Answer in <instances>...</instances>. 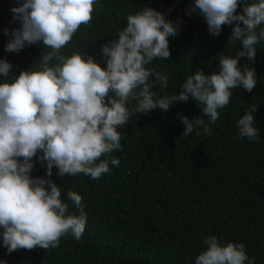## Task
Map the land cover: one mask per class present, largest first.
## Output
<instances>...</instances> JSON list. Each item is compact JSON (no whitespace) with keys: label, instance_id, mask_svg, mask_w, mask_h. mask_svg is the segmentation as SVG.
<instances>
[{"label":"trees","instance_id":"obj_1","mask_svg":"<svg viewBox=\"0 0 264 264\" xmlns=\"http://www.w3.org/2000/svg\"><path fill=\"white\" fill-rule=\"evenodd\" d=\"M23 0H0V59L12 64L10 74L35 70L40 54L50 49L40 44L18 52L5 50L10 33L20 27L13 19L12 8ZM194 0H97L92 20L81 25L72 40L61 50L70 56L74 51L90 54L106 67L102 46L118 39L131 13L151 7L165 13L166 19L180 22L178 34L169 37L170 57L156 58L146 67L168 75L167 87L154 76L149 78L156 97L178 94L186 79L199 69L205 74L219 71L221 55L234 56L241 45L232 43L235 26L224 25L219 36L209 33L203 15L189 13ZM243 4L237 12H242ZM257 82L251 92L232 89L229 104L219 110V119L210 124L211 134L202 127L182 135L185 125L177 114L193 121L202 108L191 97L176 102L168 111L153 109L133 114L128 125L118 128L121 149L111 157L119 166L110 165V173L99 179L79 174L56 175L52 179L62 189L68 214L79 210L67 199V192L82 196L87 214L80 240L71 234L60 238L59 247L47 250L18 249L8 253L0 238V261L6 264H195L207 245L209 236L221 243H243L254 264H264V41L256 45ZM247 57L240 59L241 67ZM31 66V67H30ZM136 100H130L131 110ZM253 104L258 139L239 135L236 122ZM207 120V117H203ZM39 155V154H38ZM105 157H101L104 159ZM110 158V157H109ZM32 176H45L46 168L33 158ZM0 229V234H2ZM247 264V262H245Z\"/></svg>","mask_w":264,"mask_h":264},{"label":"clouds","instance_id":"obj_2","mask_svg":"<svg viewBox=\"0 0 264 264\" xmlns=\"http://www.w3.org/2000/svg\"><path fill=\"white\" fill-rule=\"evenodd\" d=\"M96 3L23 0L11 9L20 27L10 33L5 29L10 36L5 50L18 52L41 42L50 50L40 54L35 70H22L15 77L10 74L12 64L0 59V238L9 254L18 249L57 248L60 238L69 234L81 239L87 222L82 196L67 192V199L79 210V215L68 214L62 189L52 179L54 166L60 177L84 174L99 179L110 173V165L119 166V159L110 154L121 149L118 128L127 126L133 114L168 111L191 97L201 106L202 115L193 121L178 113L185 125L182 135L188 136L196 127L210 135L209 125L229 104L232 89L251 92L256 86V71L250 64L255 61L256 45L264 41V0H194L188 12L198 10L211 35L219 36L224 25L235 22L229 37L232 43L239 41L241 48L234 56L219 57V71L205 74L199 69L178 94L163 98L156 97L149 78L154 76L167 87L168 75L146 65L156 58L168 60L169 37L178 34L180 22L166 19L161 11L144 7L127 16L118 39L102 46L106 67L85 51L61 54L80 26L91 22ZM241 3L243 10L238 13ZM243 57L247 61L241 67ZM133 99L137 103L130 110L127 105ZM257 108L253 104L237 120L241 137L258 139L253 115ZM37 156L46 168L45 176H32ZM205 244L195 264H254L243 243H221L213 235Z\"/></svg>","mask_w":264,"mask_h":264}]
</instances>
